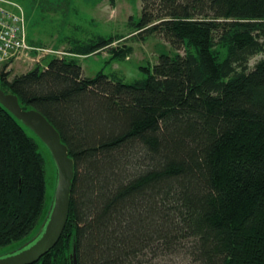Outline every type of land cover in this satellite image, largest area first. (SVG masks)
<instances>
[{
  "label": "trees",
  "instance_id": "obj_1",
  "mask_svg": "<svg viewBox=\"0 0 264 264\" xmlns=\"http://www.w3.org/2000/svg\"><path fill=\"white\" fill-rule=\"evenodd\" d=\"M130 25L0 72V90L42 114L74 162L65 229L36 264H70L73 243L77 264H264V0H141ZM145 34L173 54L141 78L83 75L79 57L126 59L114 45ZM25 130L0 105V247L43 209L44 162Z\"/></svg>",
  "mask_w": 264,
  "mask_h": 264
},
{
  "label": "rangeland",
  "instance_id": "obj_2",
  "mask_svg": "<svg viewBox=\"0 0 264 264\" xmlns=\"http://www.w3.org/2000/svg\"><path fill=\"white\" fill-rule=\"evenodd\" d=\"M6 3L22 9L26 39L30 45L61 53L66 51L68 47L66 42L69 39L77 42L76 45H86L98 38H127L132 31L131 19L138 21L141 12V0H113L112 3L109 0H0V5ZM114 46L130 48L128 58L111 59L108 51L79 57L77 62L82 68L83 75L87 78H93L99 73L107 76L116 75L125 83H132L144 75L142 67L153 66L160 55L173 54L171 46L157 35L145 34L141 38L128 39ZM50 58L41 55L39 62L23 59L13 66L11 76L24 74L36 66H46ZM259 59L260 56L252 58L249 67H253ZM25 132L37 143L38 152L44 162L43 209L30 234L20 241L0 247V257L17 251L39 234L53 203L56 185L54 163L47 150L31 132L28 130ZM174 264L187 263L177 261Z\"/></svg>",
  "mask_w": 264,
  "mask_h": 264
},
{
  "label": "water",
  "instance_id": "obj_3",
  "mask_svg": "<svg viewBox=\"0 0 264 264\" xmlns=\"http://www.w3.org/2000/svg\"><path fill=\"white\" fill-rule=\"evenodd\" d=\"M0 105L28 129L49 153L56 169L53 203L43 228L37 236L17 251L0 257V264H36L58 243L65 229L74 178V162L61 142L56 129L34 109L24 110L16 96L0 90ZM70 264H77L74 243L69 256Z\"/></svg>",
  "mask_w": 264,
  "mask_h": 264
},
{
  "label": "built area",
  "instance_id": "obj_4",
  "mask_svg": "<svg viewBox=\"0 0 264 264\" xmlns=\"http://www.w3.org/2000/svg\"><path fill=\"white\" fill-rule=\"evenodd\" d=\"M41 55L59 57L64 53L28 45L22 9L9 3L0 5V72L15 61L24 59L39 62Z\"/></svg>",
  "mask_w": 264,
  "mask_h": 264
},
{
  "label": "crops",
  "instance_id": "obj_5",
  "mask_svg": "<svg viewBox=\"0 0 264 264\" xmlns=\"http://www.w3.org/2000/svg\"><path fill=\"white\" fill-rule=\"evenodd\" d=\"M29 43V42H28ZM18 62H12V64L9 66V70L10 72L12 73V70H13V66H15Z\"/></svg>",
  "mask_w": 264,
  "mask_h": 264
}]
</instances>
